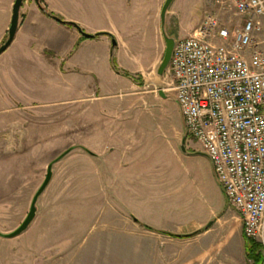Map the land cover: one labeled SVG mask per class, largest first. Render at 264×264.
Returning <instances> with one entry per match:
<instances>
[{
	"label": "rangeland",
	"instance_id": "obj_1",
	"mask_svg": "<svg viewBox=\"0 0 264 264\" xmlns=\"http://www.w3.org/2000/svg\"><path fill=\"white\" fill-rule=\"evenodd\" d=\"M191 1H196L201 11L198 27L204 12L213 9L216 0ZM14 2L0 0V47L9 36ZM40 3L49 15L51 12L43 0ZM24 4L27 5L21 9L20 22L36 2L26 0ZM229 7L228 11L219 10L225 18L232 16L235 26L239 16L233 6ZM177 25L178 19L172 17L170 27ZM72 62L81 64L79 57H74ZM135 75L139 84L145 85V103L142 101V107H138L141 113L138 128L146 134L141 137L139 132L145 155L134 154V160L156 176L164 174L168 197L158 198L157 202H165L173 216L162 219L154 206L156 198H139L127 183V187L116 193L115 184L100 182V162L91 153L95 154L100 142L98 119L77 114L80 105L75 102L69 105L57 102L51 104L55 112L72 111V114H25L28 122L25 135H14L27 141L25 166L5 165L1 162L4 157L0 156V264H163L162 255H166V264H246L245 257L250 260L248 264H255L248 257V244L244 256L240 214L230 205L210 159L190 137L183 143L187 132L168 68L160 76L154 72L146 81ZM44 81H41V95L50 93L74 99L78 96L76 87L68 89V93L61 92L65 84L59 78L51 84ZM2 92L5 89L0 87V137L5 130ZM16 92L20 89H15ZM38 130L42 138L39 152L28 143L34 134L38 135ZM50 164L53 176L39 196L37 216L23 233L8 238L27 217ZM77 212H83L84 221ZM189 216L196 217L201 225L211 223L209 233L205 234V229L197 232V243L164 237L162 245L163 237L152 234L155 230L144 222L148 219V223L156 225L160 221L175 231Z\"/></svg>",
	"mask_w": 264,
	"mask_h": 264
},
{
	"label": "crops",
	"instance_id": "obj_2",
	"mask_svg": "<svg viewBox=\"0 0 264 264\" xmlns=\"http://www.w3.org/2000/svg\"><path fill=\"white\" fill-rule=\"evenodd\" d=\"M165 1L43 0L47 10L56 17L77 24L91 37L85 36L79 28L47 15L37 3L28 8L14 41L0 55L6 53L0 59V87L5 89L1 94L2 114H5V130L0 137V156L4 157L1 162L8 166H25L27 141L25 137H14L16 133L25 135L27 131L25 114H72V111L55 112L51 104L75 102L80 105L77 114H83V118L93 115L99 121L97 134L100 142L95 154L91 152L100 162L99 181L115 184L116 193L129 185L141 199L149 196L151 200L153 196L159 216L162 219L173 216L166 209L165 202H157L158 198L168 197L164 174L156 176L155 172L134 160L137 154L145 155L141 137L146 134L138 128V114H141L138 107H142V101L145 103V85L139 84L135 74L144 81L154 72L160 76L158 70L166 51L161 20ZM200 14L196 1L174 0L166 14L167 36L177 40L191 35L197 28ZM172 17L178 19V25L171 28ZM96 34L100 35L95 37ZM74 57L80 58V65L72 62ZM58 78L65 84L61 92L68 93L67 90L74 87L79 90L75 99L51 96L50 93L41 95V81L46 79L51 84ZM15 89H20V92L15 93ZM179 137H183V132ZM30 140L28 143L33 145L32 148L41 151V131L38 130V135L34 134ZM9 152L13 154L9 155ZM77 215L84 214L77 212ZM144 222L156 231H151L152 234L163 237L162 245L164 237L197 243V232L205 229L206 234L211 230V223L201 225L194 216L185 218L175 231L164 227L160 221L156 225L148 223V219ZM241 241L245 256L248 240L243 232ZM165 256L162 255L163 264H166ZM245 259L248 264L250 260ZM261 264H264V259Z\"/></svg>",
	"mask_w": 264,
	"mask_h": 264
},
{
	"label": "built area",
	"instance_id": "obj_3",
	"mask_svg": "<svg viewBox=\"0 0 264 264\" xmlns=\"http://www.w3.org/2000/svg\"><path fill=\"white\" fill-rule=\"evenodd\" d=\"M215 4L176 40L168 71L186 139L210 159L244 236L264 257V0ZM229 5L236 27L219 10Z\"/></svg>",
	"mask_w": 264,
	"mask_h": 264
},
{
	"label": "water",
	"instance_id": "obj_4",
	"mask_svg": "<svg viewBox=\"0 0 264 264\" xmlns=\"http://www.w3.org/2000/svg\"><path fill=\"white\" fill-rule=\"evenodd\" d=\"M26 0H15L14 4H13V8H12V18H11V24L9 27V36L7 41L0 47V55L2 53H4L9 46L12 44V42L15 39V36L17 34V31L19 29V25H20V13H21V8L23 6V3ZM38 5L41 6L40 1L41 0H34ZM174 0H166L163 8H162V13H161V20H162V26H163V34L165 37V41H166V51L163 57V60L159 66V70L158 73L160 75H163L165 70L168 68L170 60H171V56H172V52H173V48L175 45L176 40L172 37L167 36L166 32H165V22H166V14L167 11L169 10V7L172 5ZM55 18L59 21H62L60 18L56 17ZM79 28V27H78ZM80 31L88 37H91L92 35H88L85 34L81 28H79ZM186 142V136L184 137L183 143L185 144ZM185 150V147H183ZM52 178V164L49 165L48 167V172L46 175V178L43 182V184L41 185V187L39 188V190L37 191V193L35 194L32 204H31V208L30 211L28 212L27 217L25 218V220L22 222V224L12 233L8 234L7 237L8 238H13L16 237L18 235H20L21 233H23L29 226L30 224L33 222V220L36 217L37 214V201L39 196L44 192V190L46 189V187L48 186V184L50 183Z\"/></svg>",
	"mask_w": 264,
	"mask_h": 264
},
{
	"label": "trees",
	"instance_id": "obj_5",
	"mask_svg": "<svg viewBox=\"0 0 264 264\" xmlns=\"http://www.w3.org/2000/svg\"><path fill=\"white\" fill-rule=\"evenodd\" d=\"M42 10L46 12V9L43 8L41 6ZM50 16H53L55 17V15L53 13H48ZM62 20V19H61ZM62 22H64L65 24H68L70 26H75L78 28L77 24L75 23H72V22H65L62 20ZM100 34H96L94 35L95 37L99 36ZM247 244H248V247H247V252H248V257L254 261L255 264H261L262 261H263V255L260 254L261 250H260V245L253 241V240H250V239H247ZM262 255V256H261Z\"/></svg>",
	"mask_w": 264,
	"mask_h": 264
}]
</instances>
